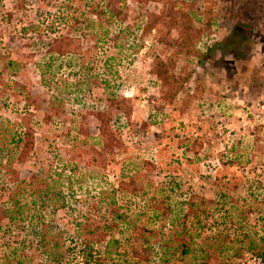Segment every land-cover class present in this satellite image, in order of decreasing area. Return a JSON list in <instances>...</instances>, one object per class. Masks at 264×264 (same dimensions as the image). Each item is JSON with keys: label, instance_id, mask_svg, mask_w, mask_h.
Returning a JSON list of instances; mask_svg holds the SVG:
<instances>
[{"label": "rangeland", "instance_id": "rangeland-1", "mask_svg": "<svg viewBox=\"0 0 264 264\" xmlns=\"http://www.w3.org/2000/svg\"><path fill=\"white\" fill-rule=\"evenodd\" d=\"M263 250L264 0H0V264Z\"/></svg>", "mask_w": 264, "mask_h": 264}, {"label": "trees", "instance_id": "trees-1", "mask_svg": "<svg viewBox=\"0 0 264 264\" xmlns=\"http://www.w3.org/2000/svg\"><path fill=\"white\" fill-rule=\"evenodd\" d=\"M106 8H108V6H106ZM105 8V9H106ZM107 13H108V15L109 16H107V18H108V20H111V19H113V18H116L117 17V15H118V11H113V10H111L110 8L108 9V10H105ZM119 29L120 28H118V31H119ZM106 31L107 30H103V35L105 36V34H106ZM58 42V41H57ZM47 48H48V52H52V53H54V54H59L60 53V51H59V49H58V47L56 46V48H54V46H52L51 44H48L47 45ZM109 59H113V57H108L107 59H105L104 60V67H105V72L108 74V73H110V68H111V64H109L108 63V60ZM160 71H157V72H155L156 73V75L158 76V78H162L161 77V74L159 73ZM163 73L165 74V71H163ZM163 79V78H162ZM23 146H24V149H25V152L24 153H26V151L29 149V148H31L32 147V141L31 140H29V141H26V142H24V144H23ZM22 146V147H23ZM27 149V150H26ZM23 156V155H22ZM21 156V157H22ZM42 207H43V204H42V202L41 201H38V205H36V208H37V212L36 213H34V214H30V217L31 218H33L34 220H37L38 222H41L42 221V216H41V214H40V209H42ZM21 208H20V210H16V211H13L12 209L10 210L9 208H5V209H3L2 211H1V213L3 214V216H5L8 220H9V222L10 223H12V222H15L17 219H18V217H21L20 215V213H21ZM42 223V222H41ZM40 223V224H41ZM39 229V231L37 232V235H36V242H37V244L40 246V247H42L43 249L42 250H40L41 251V253H43L44 255H46L49 259H56V256H57V253H53V252H50L48 249L46 250L45 249V241L47 240L46 239V234H45V230L44 229H42V230H40L41 228H38ZM180 245V246H179ZM178 246H179V248H181L180 250H181V253L183 254V253H185L184 251L186 250L185 249V247H184V244L183 243H178ZM90 254V252H88V255ZM95 264H98V262H96Z\"/></svg>", "mask_w": 264, "mask_h": 264}, {"label": "built area", "instance_id": "built-area-1", "mask_svg": "<svg viewBox=\"0 0 264 264\" xmlns=\"http://www.w3.org/2000/svg\"><path fill=\"white\" fill-rule=\"evenodd\" d=\"M237 264H264V250L261 254H245L243 258L236 259Z\"/></svg>", "mask_w": 264, "mask_h": 264}]
</instances>
